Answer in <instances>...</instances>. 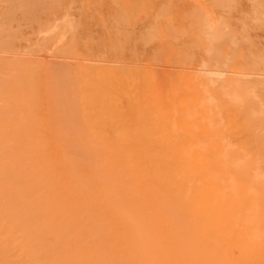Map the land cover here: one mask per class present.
Wrapping results in <instances>:
<instances>
[{
  "label": "bare ground",
  "instance_id": "6f19581e",
  "mask_svg": "<svg viewBox=\"0 0 264 264\" xmlns=\"http://www.w3.org/2000/svg\"><path fill=\"white\" fill-rule=\"evenodd\" d=\"M53 85L64 103V82ZM8 96L0 264H264V84L217 86L219 111L140 141L25 139L31 124L7 121L26 105Z\"/></svg>",
  "mask_w": 264,
  "mask_h": 264
},
{
  "label": "rangeland",
  "instance_id": "374dc122",
  "mask_svg": "<svg viewBox=\"0 0 264 264\" xmlns=\"http://www.w3.org/2000/svg\"><path fill=\"white\" fill-rule=\"evenodd\" d=\"M263 84L264 0H0V92L26 105L7 121L25 139H161L219 111L217 86Z\"/></svg>",
  "mask_w": 264,
  "mask_h": 264
}]
</instances>
